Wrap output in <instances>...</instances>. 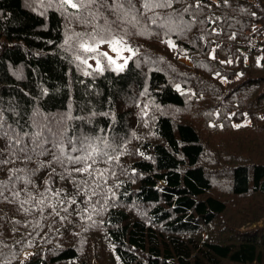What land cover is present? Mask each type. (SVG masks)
Listing matches in <instances>:
<instances>
[{
  "label": "trees",
  "instance_id": "16d2710c",
  "mask_svg": "<svg viewBox=\"0 0 264 264\" xmlns=\"http://www.w3.org/2000/svg\"><path fill=\"white\" fill-rule=\"evenodd\" d=\"M132 3L0 0V264H264V0Z\"/></svg>",
  "mask_w": 264,
  "mask_h": 264
},
{
  "label": "snow or ice",
  "instance_id": "6c2138e0",
  "mask_svg": "<svg viewBox=\"0 0 264 264\" xmlns=\"http://www.w3.org/2000/svg\"><path fill=\"white\" fill-rule=\"evenodd\" d=\"M171 2L172 0H142L141 8L144 10V12H148L153 11L156 8L170 7ZM125 4H127L129 7L125 8ZM93 6H96L95 11H93ZM61 7H70L72 9H76L77 12L83 10L86 15L82 22L85 24L89 23L88 17H91L93 20H95L97 15H102V13H99L100 7H105L113 13H116L118 20L123 17L128 23H133L136 20V13L140 12V9L135 7V5L132 3V0H112L111 4L108 3V0H61ZM129 16L131 19H128ZM105 19L107 18L105 17ZM106 30L111 33V26L109 25ZM91 39H93L95 42L94 45L89 44L86 40L81 43L80 46L83 51L87 53H97L100 56L106 57L110 64H115L116 61L112 59V57L108 56L106 52H99V45L102 43H108L112 51L119 53L122 49H120L118 45L123 44V39L118 38L115 35H110L108 39L101 37L99 40H97L95 36L91 37ZM172 46L174 47V45ZM123 50L132 51V49L128 48L126 45ZM83 63L87 64V59H85ZM97 64H99V60H97ZM117 67L119 70H123V65H117ZM99 70L102 71L103 69L100 68ZM90 147L91 145H82L81 149H77L75 147L73 148V151H83L86 153V155L74 158V163H82L84 165L83 167L75 168L74 171L82 174H88L89 176L92 175V163H88V161L92 160V162L95 163L91 152H89ZM99 174L100 176H103V172H100ZM5 183L6 182L0 181V187L4 186ZM82 183H86V181H82ZM0 195H2V193H0ZM14 195L18 196L19 193H14ZM54 195L59 196L60 193L57 191L54 193ZM29 196L31 197L30 193ZM43 202V200L39 201L40 204H43ZM72 203H75V201L73 200ZM58 214L59 213H57V215Z\"/></svg>",
  "mask_w": 264,
  "mask_h": 264
},
{
  "label": "rangeland",
  "instance_id": "374dc122",
  "mask_svg": "<svg viewBox=\"0 0 264 264\" xmlns=\"http://www.w3.org/2000/svg\"><path fill=\"white\" fill-rule=\"evenodd\" d=\"M108 53L110 54V56L119 64H124V62L126 61L128 54L126 53H117L114 51H108Z\"/></svg>",
  "mask_w": 264,
  "mask_h": 264
}]
</instances>
